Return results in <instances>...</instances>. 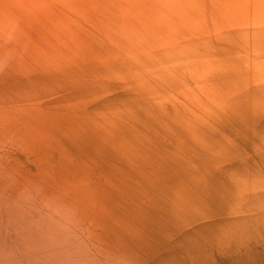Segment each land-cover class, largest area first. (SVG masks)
<instances>
[{"label":"bare ground","instance_id":"bare-ground-1","mask_svg":"<svg viewBox=\"0 0 264 264\" xmlns=\"http://www.w3.org/2000/svg\"><path fill=\"white\" fill-rule=\"evenodd\" d=\"M0 264H264V0H0Z\"/></svg>","mask_w":264,"mask_h":264},{"label":"water","instance_id":"water-1","mask_svg":"<svg viewBox=\"0 0 264 264\" xmlns=\"http://www.w3.org/2000/svg\"><path fill=\"white\" fill-rule=\"evenodd\" d=\"M74 70V69H72ZM136 108L140 109L139 105H136ZM137 115L142 116L141 118V126L139 125L140 129L142 130V132H145L146 134H152L153 136H150L153 139V143H149V145H145L144 144V134H142V141L143 143L139 144L142 149H143V155L145 158V155L147 157L148 160L144 161L145 164H140L142 166H140V168H144V169H148L152 174V180L154 182H157L158 178H159V174L160 172H158V167L157 166H164L167 169L170 168L171 171H175L177 173L174 174H179L180 172L184 173L185 171V167H182V163L178 162V165H176L174 168L173 167V160L174 158H170V151H172L171 148V144L170 143V137L169 134H176L177 132H179L181 134V142H178L177 145H180V147L183 149V153L189 152L192 153L193 149L195 152H204V150H206L207 155L209 153V149H206V147H203L199 142L195 141V139L199 138L200 140H202L203 142H206L207 139L203 138V133H205L204 131L198 129L197 131H202L199 134H196L194 132V134L192 133V130L186 126L183 127V123L179 124H175L172 123L171 121H166V120H161L158 117L155 116H151V115H146L142 110H139L137 112ZM150 119H149V118ZM157 130V131H156ZM156 132V133H155ZM157 133H160L165 139H161L162 136H159ZM194 135V137H193ZM140 138V140H141ZM191 138H193L194 140H192ZM139 140V139H138ZM190 141V142H189ZM192 141V142H191ZM194 142V144H193ZM159 146V148H156L155 145ZM55 147V146H53ZM55 149V148H54ZM56 150V149H55ZM173 152V151H172ZM153 154L157 155L156 159L152 162L149 157L152 156ZM183 155V154H182ZM181 155V156H182ZM190 155V154H188ZM159 156H162L159 159ZM165 158H167V160H165ZM190 158L193 159V153L190 155ZM189 158V159H190ZM196 159H200V157H196ZM218 159V158H217ZM222 161V160H221ZM153 163V164H152ZM226 163V161H222L221 165L224 166V164ZM220 165V166H221ZM151 166V167H149ZM58 175H61L62 173H60L59 168L55 169ZM132 173H130L129 176H131L133 174V179H136L137 176L139 175L138 173H136L134 170H131ZM173 173V172H172ZM56 176L54 177H50L47 174H42L40 180L45 182V184L54 181ZM57 178V177H56ZM158 183V182H157ZM175 219V217H173L171 219V221H173ZM176 220V219H175Z\"/></svg>","mask_w":264,"mask_h":264}]
</instances>
